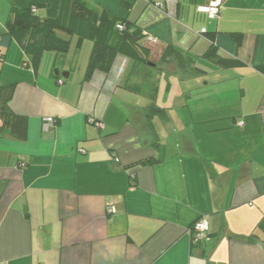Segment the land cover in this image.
<instances>
[{
  "label": "crops",
  "instance_id": "obj_1",
  "mask_svg": "<svg viewBox=\"0 0 264 264\" xmlns=\"http://www.w3.org/2000/svg\"><path fill=\"white\" fill-rule=\"evenodd\" d=\"M87 1L144 30V61L87 79L91 40L60 66L25 62L16 37L4 51L28 125L0 134V264H264V0H224L214 20L211 0ZM199 219L209 241L189 234Z\"/></svg>",
  "mask_w": 264,
  "mask_h": 264
},
{
  "label": "trees",
  "instance_id": "obj_2",
  "mask_svg": "<svg viewBox=\"0 0 264 264\" xmlns=\"http://www.w3.org/2000/svg\"><path fill=\"white\" fill-rule=\"evenodd\" d=\"M9 2L10 16L5 23V29L0 32V64L4 60V51L15 37L23 44L27 55L25 62L41 58L47 51H54L57 66L62 64L69 51L72 36L78 37L79 47L85 39L91 40L93 48L86 70L87 79L96 71L108 73L118 54L144 61L140 51V40L146 38L144 30L134 29L126 18L118 20L105 9L101 11L95 9L87 0H9ZM43 11L45 15L41 13ZM118 24L124 25V29H119ZM209 37L212 38L211 35ZM173 52L169 48L163 58ZM212 53L216 55L215 50ZM177 57L181 56L178 54ZM219 62L230 64V61L224 58H220ZM13 92L14 83H0L2 112L0 134L9 133L19 139H25L28 120L9 107ZM157 111L158 107L154 104L147 109L149 116ZM155 160L154 157H148L136 162L135 165H146Z\"/></svg>",
  "mask_w": 264,
  "mask_h": 264
},
{
  "label": "built area",
  "instance_id": "obj_3",
  "mask_svg": "<svg viewBox=\"0 0 264 264\" xmlns=\"http://www.w3.org/2000/svg\"><path fill=\"white\" fill-rule=\"evenodd\" d=\"M154 5L159 9L163 8V3L161 2H154ZM223 6H224V0H211L207 5L198 7V11L206 13L209 19L214 20V19L219 18L221 11L223 9ZM117 27L119 29H124V25L122 24H118ZM202 32H207V29L203 28ZM154 41L157 42L158 38L155 36H150L145 41V43L149 44V47L152 48L151 43ZM46 121L48 123L53 124L55 123V118L47 117ZM210 231H211L210 224L205 219H199L195 221L194 223H192L191 226L189 227V234L195 242H201L203 240L209 241Z\"/></svg>",
  "mask_w": 264,
  "mask_h": 264
},
{
  "label": "rangeland",
  "instance_id": "obj_4",
  "mask_svg": "<svg viewBox=\"0 0 264 264\" xmlns=\"http://www.w3.org/2000/svg\"><path fill=\"white\" fill-rule=\"evenodd\" d=\"M221 15V14H220ZM10 16V7L8 6L7 4V1L6 0H0V25L3 23V25L7 22L8 18ZM3 22H2V21ZM67 36V35H65ZM159 39L157 42H152L151 43V50L152 49H157V47L159 46ZM77 45H78V37L77 36H73V40L71 41V46L69 48V51L66 53V57L68 56L70 59L74 58L76 54L80 53L77 50ZM149 46V44H146ZM1 49V48H0ZM153 51V50H152ZM88 50H87V45L84 46L81 54L80 55V61H81V64L84 62L85 63V60L87 58V55H88ZM154 52V51H153ZM151 56H155L154 54H151ZM178 56V55H177ZM153 59L155 58H152V61H154ZM81 66V65H80ZM56 70L55 69V73H56ZM0 117H2V112L0 110ZM0 123H2V120L0 119Z\"/></svg>",
  "mask_w": 264,
  "mask_h": 264
},
{
  "label": "water",
  "instance_id": "obj_5",
  "mask_svg": "<svg viewBox=\"0 0 264 264\" xmlns=\"http://www.w3.org/2000/svg\"><path fill=\"white\" fill-rule=\"evenodd\" d=\"M58 72V74H59V71H56V73ZM65 74L63 73V76H64Z\"/></svg>",
  "mask_w": 264,
  "mask_h": 264
}]
</instances>
